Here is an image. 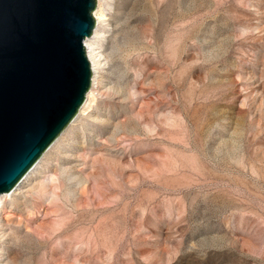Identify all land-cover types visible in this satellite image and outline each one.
<instances>
[{"label": "rangeland", "instance_id": "374dc122", "mask_svg": "<svg viewBox=\"0 0 264 264\" xmlns=\"http://www.w3.org/2000/svg\"><path fill=\"white\" fill-rule=\"evenodd\" d=\"M100 12L98 91L1 205L0 264H264V0Z\"/></svg>", "mask_w": 264, "mask_h": 264}, {"label": "water", "instance_id": "95a60500", "mask_svg": "<svg viewBox=\"0 0 264 264\" xmlns=\"http://www.w3.org/2000/svg\"><path fill=\"white\" fill-rule=\"evenodd\" d=\"M96 0H0V195L76 117L91 85Z\"/></svg>", "mask_w": 264, "mask_h": 264}, {"label": "bare ground", "instance_id": "6f19581e", "mask_svg": "<svg viewBox=\"0 0 264 264\" xmlns=\"http://www.w3.org/2000/svg\"><path fill=\"white\" fill-rule=\"evenodd\" d=\"M101 1L96 0L97 9L93 13L94 21H95V28L93 33L90 37L86 38L84 41V50L87 56V60L91 67V85L89 91L86 94L85 102L82 107L79 109L76 117L72 120V122L67 126V128L60 134L57 140L52 144V146L42 155L39 161L35 164V166L30 170V172L23 178V180L17 185V187L10 193L0 195V213H1V205L6 203L8 200L11 203H14L18 200V197L24 192L22 189L24 188L23 185L31 184V182L41 174L42 164L45 161L49 151H51L57 144H59L62 140L65 132L68 131L71 127L75 126V123L84 113V108L90 102H92V97L98 91V74L99 68L101 65V55L97 49V41L100 40L103 35V23H105V19L103 14H101ZM68 129V130H67ZM2 224L0 223V230Z\"/></svg>", "mask_w": 264, "mask_h": 264}]
</instances>
